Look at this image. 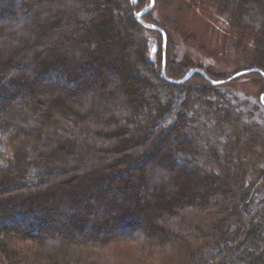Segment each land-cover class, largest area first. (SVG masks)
Here are the masks:
<instances>
[{
    "label": "trees",
    "instance_id": "obj_1",
    "mask_svg": "<svg viewBox=\"0 0 264 264\" xmlns=\"http://www.w3.org/2000/svg\"><path fill=\"white\" fill-rule=\"evenodd\" d=\"M28 1L0 0V264H116L103 250L126 245L135 264H264L263 137L222 113L234 160L198 142L214 86L161 78V36L134 18L149 0ZM184 2L214 4L233 52L264 74V0ZM175 65L168 79L192 70Z\"/></svg>",
    "mask_w": 264,
    "mask_h": 264
},
{
    "label": "rangeland",
    "instance_id": "obj_2",
    "mask_svg": "<svg viewBox=\"0 0 264 264\" xmlns=\"http://www.w3.org/2000/svg\"><path fill=\"white\" fill-rule=\"evenodd\" d=\"M155 1L156 3L159 2V0L158 2L157 0H153L154 5L148 10L146 13L147 15H145L155 23V27L163 30L166 34L165 49H163V41L161 43L162 38H160V70H162L163 64L164 70H166L168 67L176 66L175 64L178 62L183 63L187 61L192 69H203L202 72L205 75V71L207 70L212 75L211 81H225L222 84L213 85L214 89L205 95L203 103H199L198 106H196V111H203L202 105L206 108L210 107L213 112L215 111V113H212V116L207 114V112L202 113V111L196 116V125H198L197 127L195 125V128L201 131V138L198 139V142L201 144L203 140H208L206 144H209L210 147L213 148L217 160L218 158L221 160V165L228 161V157L234 160L236 155H232L233 152L230 154L229 151L228 155V145L233 147L231 143V138L233 136V132L231 131L232 127L218 129L220 127V116H223L222 113H230L229 116L231 118L234 117L235 120L239 122L238 128L245 129L248 133L253 132L257 134V136H262V144H264V102L260 101V96L264 95V83L260 81L259 77L249 75L251 73L242 75L236 79L234 78L232 81H227L239 72L252 69H247L250 67L248 60L240 58L231 49L233 40L231 41L230 38H228L230 31L229 25L225 19L226 17L216 13L214 4L205 3L200 6H187V2H184L185 0H176L161 5L156 4ZM149 5L138 13L146 11ZM40 13V11H35L33 14L36 16L40 15ZM42 13H44V11H42ZM45 15L46 12L43 16ZM65 23L67 25L72 24L74 23V19ZM0 25L6 26L1 20ZM2 29L3 28L0 30V37L3 38L6 37V33H4ZM147 41L152 47L151 55L153 57L156 56L158 47L155 35H148ZM155 58L156 57L153 58L154 61ZM187 74L184 75V78ZM166 75L167 72L165 71V76ZM229 76L231 77L228 78ZM206 77L208 78L207 75ZM193 110L195 111L194 108ZM211 133L215 135L212 137ZM209 136L211 137L208 139ZM249 136H252V134H247L244 139ZM242 147L243 144H240L239 148L242 149ZM263 149L257 147L256 152L258 154L260 151L264 152ZM239 153L240 155L238 156L246 157L245 151L241 152L238 150L234 154ZM9 157L10 151L7 146V139L5 137L0 138V164H4ZM203 157L205 159L206 152L205 154L203 153ZM205 162L202 163L205 164ZM256 163L258 169L264 168L263 159H256ZM25 246L26 249H29L28 245ZM125 248L128 249L130 246L109 247L103 250L102 253L105 257H108L107 259L112 263H137L141 256H139L135 250L133 251V248L128 249L131 250L129 252H124L123 249Z\"/></svg>",
    "mask_w": 264,
    "mask_h": 264
},
{
    "label": "water",
    "instance_id": "obj_3",
    "mask_svg": "<svg viewBox=\"0 0 264 264\" xmlns=\"http://www.w3.org/2000/svg\"><path fill=\"white\" fill-rule=\"evenodd\" d=\"M149 1H150V5H151V6H149V8H148L146 11H144V12L134 13V18H135V20H136L138 23H140L143 27L159 32V33H160V36H161V38H162V41H163V49H165V47H166V34L164 33V31L161 30V29H159V28H157V27H155V26L149 27V25H146V24H144V23L141 21L142 17H143V16L148 12V10L154 5L153 0H149ZM163 54H164V52H163ZM194 73H199V74H201L206 80H208V81L210 82L211 85H219V84H222V83L225 82V81H218V82L211 81V80H209V79L206 77V75H205L202 71H200V70H196V69H192V70H190L189 73L187 74V76H186L183 80L176 81V80L168 79V78L165 76L164 64H163V67H162V70H161V76H162V78H164L167 82L172 83V84H180V83H182V82H185V81L188 80V79H189ZM249 73H259V74L264 78V74H263L261 71H259V70H257V69H252V70H249V71L239 72V73H237L236 75L232 76L230 79H233V78H235V77H239V76L244 75V74H249ZM230 79H228L227 81H229ZM262 104H263V103H262Z\"/></svg>",
    "mask_w": 264,
    "mask_h": 264
},
{
    "label": "snow or ice",
    "instance_id": "obj_4",
    "mask_svg": "<svg viewBox=\"0 0 264 264\" xmlns=\"http://www.w3.org/2000/svg\"><path fill=\"white\" fill-rule=\"evenodd\" d=\"M135 2H136V0H133V3H135ZM149 6H151V5H149ZM149 27H152V25H149ZM260 101L264 102V95L260 96Z\"/></svg>",
    "mask_w": 264,
    "mask_h": 264
}]
</instances>
